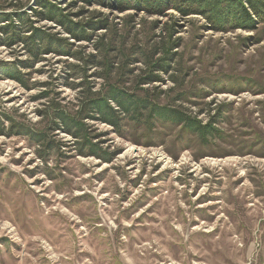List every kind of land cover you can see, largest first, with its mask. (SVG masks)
I'll use <instances>...</instances> for the list:
<instances>
[{
  "label": "rangeland",
  "instance_id": "374dc122",
  "mask_svg": "<svg viewBox=\"0 0 264 264\" xmlns=\"http://www.w3.org/2000/svg\"><path fill=\"white\" fill-rule=\"evenodd\" d=\"M44 2L76 23L101 12L117 23L124 54L172 25L188 73L176 87L191 98L181 105L216 131L203 141L170 123L117 130L85 119L104 155H80L54 116L78 109L80 79L68 69L76 60L30 55L26 38L46 33L65 39L70 52L94 53L110 31L96 27L90 40H77L42 16L39 0H0V13L22 16L0 18V264H264V20L252 15L253 29L217 30L199 14L175 10ZM87 71L90 85H106L97 69ZM170 73L159 72L150 88L172 87Z\"/></svg>",
  "mask_w": 264,
  "mask_h": 264
},
{
  "label": "trees",
  "instance_id": "16d2710c",
  "mask_svg": "<svg viewBox=\"0 0 264 264\" xmlns=\"http://www.w3.org/2000/svg\"><path fill=\"white\" fill-rule=\"evenodd\" d=\"M38 1V0H37ZM39 0L43 7V14L47 19L54 20L66 29L77 40H90V32L96 27H103L106 32L98 37L94 44V53L70 52L71 44L65 39L56 38L46 33H38L27 37L28 52L30 55H37L44 52H53L59 54L71 55L76 63L68 65L76 78L80 82L74 84L79 89L76 98L79 101L78 109L75 115L62 111H57L54 116L59 120L60 126L66 133H69L74 139L80 151V155H91L102 157L104 154L98 153L100 150L98 144L92 143L89 139L88 130H86L85 119L101 120L112 125L117 130L125 127L134 129L146 128L155 129L159 124L170 123L183 127L186 131L205 141L210 134H214L216 128L211 123H202L200 119L193 117L190 112H185L182 107L183 101H189L190 94H185L177 90L178 80L183 86L185 68L182 66L183 52L178 53L177 48L181 46V39H173L172 25L167 29V22L161 32L167 31V35L158 34L152 37V41L141 43L137 41L133 45L129 54H124L125 42L122 34L119 32L116 22H111L108 17L101 12L93 11L90 14L96 17V20L88 22H74L70 14L62 13L56 5ZM85 3L96 2L104 7L115 8L118 12L125 10L145 11L148 14L166 15L169 10H175L180 16L199 14L206 19L208 24L214 29L225 30L226 28L236 29L243 27L253 29L255 15L258 19L264 20V0H81ZM74 2H72L73 4ZM9 5L19 8L16 4ZM0 5V10H2ZM40 14V13H38ZM23 15V14H22ZM22 20L21 13L18 12L6 14L0 13V18H11ZM170 17H172L170 15ZM172 29V31H171ZM8 32L11 37L16 38L19 33L17 26L11 24L8 26ZM229 30V29H228ZM12 39V38H7ZM181 42V43H180ZM40 51V52H39ZM183 58V59H182ZM140 63L142 67L133 70L131 65ZM97 69L98 78L105 79L106 85L102 88H95L90 85L87 76L88 69ZM136 71H138L136 73ZM159 72H171L168 80L173 83L167 90L158 89L159 86L153 82L160 81ZM112 74L122 78L121 80H112ZM139 81L132 82L130 79L137 78ZM181 76V79H178ZM125 82H131L126 85ZM159 91H155V90ZM160 101H165L163 104ZM110 102L115 104L112 106ZM187 110V109H186ZM184 111V112H183ZM32 133V132H31ZM32 139L39 143L44 142L46 136L35 133L31 134ZM47 141L45 146L49 149L51 146Z\"/></svg>",
  "mask_w": 264,
  "mask_h": 264
}]
</instances>
